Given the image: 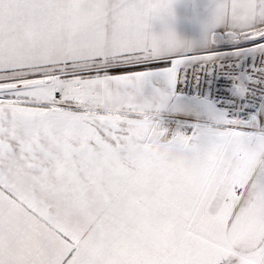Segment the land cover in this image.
Masks as SVG:
<instances>
[{"label":"snow or ice","instance_id":"snow-or-ice-1","mask_svg":"<svg viewBox=\"0 0 264 264\" xmlns=\"http://www.w3.org/2000/svg\"><path fill=\"white\" fill-rule=\"evenodd\" d=\"M0 0V264H264V0Z\"/></svg>","mask_w":264,"mask_h":264},{"label":"crops","instance_id":"crops-1","mask_svg":"<svg viewBox=\"0 0 264 264\" xmlns=\"http://www.w3.org/2000/svg\"><path fill=\"white\" fill-rule=\"evenodd\" d=\"M204 10H205V6H203V5H199L194 10H190L188 7L186 8L184 6H180L178 3L176 5V17H177V19H176V23H175V29H176L178 35H180L182 38L188 39V37H190L188 34L190 33L191 30H194L192 32L195 34H197L199 31L198 35H200V29L199 30H196V29L190 30L189 29L187 16L186 15L183 16L182 14H186L188 11H195V13L199 12V14L197 13L198 14L197 19H199L198 20V23H199L201 18L203 17Z\"/></svg>","mask_w":264,"mask_h":264},{"label":"rangeland","instance_id":"rangeland-1","mask_svg":"<svg viewBox=\"0 0 264 264\" xmlns=\"http://www.w3.org/2000/svg\"><path fill=\"white\" fill-rule=\"evenodd\" d=\"M206 4V0H180L179 5L180 6H184V7H188L190 10H194L196 7H198L199 5H203L205 6ZM199 14V12H197ZM195 13V11H188L186 14H182L183 16L186 15L187 16V20H188V27L189 29H196L199 30L200 29V23H198L197 17L198 14ZM200 17V16H199ZM191 30L190 33L188 34L190 37H188L189 40H195L198 38V34L193 33Z\"/></svg>","mask_w":264,"mask_h":264}]
</instances>
